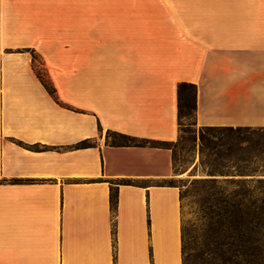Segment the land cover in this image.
<instances>
[{"label": "crops", "instance_id": "1", "mask_svg": "<svg viewBox=\"0 0 264 264\" xmlns=\"http://www.w3.org/2000/svg\"><path fill=\"white\" fill-rule=\"evenodd\" d=\"M180 83L264 128V0H0V264H183L171 150L107 142L177 141Z\"/></svg>", "mask_w": 264, "mask_h": 264}, {"label": "rangeland", "instance_id": "2", "mask_svg": "<svg viewBox=\"0 0 264 264\" xmlns=\"http://www.w3.org/2000/svg\"><path fill=\"white\" fill-rule=\"evenodd\" d=\"M184 122L178 140L159 147L171 150L173 174L158 183L181 192L185 264H264V133Z\"/></svg>", "mask_w": 264, "mask_h": 264}, {"label": "trees", "instance_id": "3", "mask_svg": "<svg viewBox=\"0 0 264 264\" xmlns=\"http://www.w3.org/2000/svg\"><path fill=\"white\" fill-rule=\"evenodd\" d=\"M37 59L33 57V67L34 70L39 77L40 81L43 83L49 94L53 97V99L58 103L61 104L59 101V98L56 93V89L53 87L51 81L47 77V73L45 72L43 63L41 66L43 67V72L45 75L41 72V70L36 65ZM190 92L193 95V98L190 99L187 95V93ZM178 99H179V127H180V133L181 129L188 128L190 124L184 122L185 120L192 119L195 122V116H196V109H197V86L195 84L190 83H180L178 85ZM202 130L207 131H254L256 133H264V128H232V127H202ZM109 135H114L116 137H119L123 139V141H110L108 140V143L113 146H153V147H168V145L171 142L168 141H160V140H153L148 138H139L131 135H127L124 133H116V132H109ZM244 142H241V147H243ZM92 144V141L90 140H84L79 143L80 147H87ZM242 149V148H241ZM243 160L245 157V154L241 155ZM130 184H134L135 182L128 181ZM173 186V185H169ZM117 202H118V193L115 190H111V207L113 212L117 209ZM184 237H183V264H185V258H184Z\"/></svg>", "mask_w": 264, "mask_h": 264}]
</instances>
